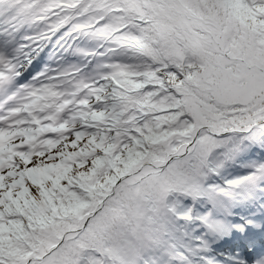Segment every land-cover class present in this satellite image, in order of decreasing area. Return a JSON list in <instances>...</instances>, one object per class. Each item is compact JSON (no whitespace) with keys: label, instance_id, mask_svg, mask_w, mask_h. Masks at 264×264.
<instances>
[{"label":"snow or ice","instance_id":"snow-or-ice-1","mask_svg":"<svg viewBox=\"0 0 264 264\" xmlns=\"http://www.w3.org/2000/svg\"><path fill=\"white\" fill-rule=\"evenodd\" d=\"M0 264H264V0H0Z\"/></svg>","mask_w":264,"mask_h":264}]
</instances>
